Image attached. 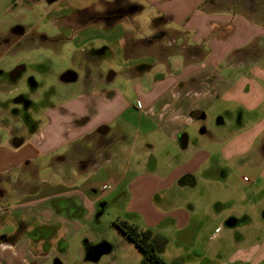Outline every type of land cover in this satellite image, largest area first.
<instances>
[{
  "label": "crops",
  "instance_id": "obj_1",
  "mask_svg": "<svg viewBox=\"0 0 264 264\" xmlns=\"http://www.w3.org/2000/svg\"><path fill=\"white\" fill-rule=\"evenodd\" d=\"M143 2L148 33L104 48L120 57L108 74L97 59L63 72L37 112L0 90V264H45L120 201L119 220L167 241L168 264H264V0ZM117 79L138 81L136 104ZM113 250L92 242L79 263Z\"/></svg>",
  "mask_w": 264,
  "mask_h": 264
},
{
  "label": "rangeland",
  "instance_id": "obj_2",
  "mask_svg": "<svg viewBox=\"0 0 264 264\" xmlns=\"http://www.w3.org/2000/svg\"><path fill=\"white\" fill-rule=\"evenodd\" d=\"M128 1L129 5L125 0H0V90L10 92L7 95L13 102L20 100L21 95L26 96L27 99H22L23 111L30 106L37 112L48 92L62 90L59 76L63 72L90 69V60L97 59L101 61L100 68L108 74L109 68L120 62V57L118 53L99 54L111 43L118 49L125 31L131 32L135 39L147 34L152 21L150 15L156 13L143 0ZM136 5L144 6L145 10L137 13ZM123 6H130L126 14L129 16L113 27L122 17L107 20L106 14ZM137 83L117 79L109 89L126 91L130 102L136 104L134 85ZM5 95L0 93L1 97ZM35 96L38 103L32 100ZM188 132L193 136V132ZM126 203L112 202L106 210L100 207L92 222L85 223L77 236L66 234L67 244L56 245L45 264H82L80 257L90 243L99 245L104 241H110L114 250L99 264H125L130 253L121 242L114 222L118 217L125 219ZM67 214V219L81 221L82 216ZM14 218L20 219L21 214L16 213Z\"/></svg>",
  "mask_w": 264,
  "mask_h": 264
},
{
  "label": "trees",
  "instance_id": "obj_3",
  "mask_svg": "<svg viewBox=\"0 0 264 264\" xmlns=\"http://www.w3.org/2000/svg\"><path fill=\"white\" fill-rule=\"evenodd\" d=\"M114 226L141 251L142 259L139 264H168L162 257L167 244L164 238L159 243L153 231L143 230L124 220H116Z\"/></svg>",
  "mask_w": 264,
  "mask_h": 264
},
{
  "label": "water",
  "instance_id": "obj_4",
  "mask_svg": "<svg viewBox=\"0 0 264 264\" xmlns=\"http://www.w3.org/2000/svg\"><path fill=\"white\" fill-rule=\"evenodd\" d=\"M17 33H19V30H17ZM75 79V75L72 74V73H68L64 76V80L67 81V82H72L74 81ZM180 144H181V147L182 148H186V145H187V136L186 135H183L180 137ZM102 251L101 252H98L97 254H94L93 256L89 257V259L91 261H97L98 258L100 257Z\"/></svg>",
  "mask_w": 264,
  "mask_h": 264
},
{
  "label": "flooded vegetation",
  "instance_id": "obj_5",
  "mask_svg": "<svg viewBox=\"0 0 264 264\" xmlns=\"http://www.w3.org/2000/svg\"><path fill=\"white\" fill-rule=\"evenodd\" d=\"M136 10H137V8L136 7H134ZM130 6H123V7H121V8H118V9H110V10H108V12H107V17H105L107 20H113V19H116V18H120V17H122L123 15H126L127 13H129V11H130ZM17 31L15 30V33H16Z\"/></svg>",
  "mask_w": 264,
  "mask_h": 264
},
{
  "label": "built area",
  "instance_id": "obj_6",
  "mask_svg": "<svg viewBox=\"0 0 264 264\" xmlns=\"http://www.w3.org/2000/svg\"><path fill=\"white\" fill-rule=\"evenodd\" d=\"M110 188L108 186H104L103 190H109Z\"/></svg>",
  "mask_w": 264,
  "mask_h": 264
}]
</instances>
